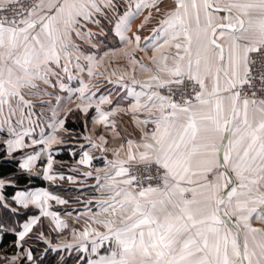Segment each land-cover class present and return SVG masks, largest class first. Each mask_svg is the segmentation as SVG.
Listing matches in <instances>:
<instances>
[{
	"label": "snow or ice",
	"instance_id": "1",
	"mask_svg": "<svg viewBox=\"0 0 264 264\" xmlns=\"http://www.w3.org/2000/svg\"><path fill=\"white\" fill-rule=\"evenodd\" d=\"M65 79L79 81L75 108L43 99ZM73 112L83 132L66 127ZM62 151L75 161L67 171ZM0 162L16 165L0 172V244L15 237L0 264H43L49 252L54 264H264V0H0ZM33 177L80 185V207L51 211L69 199L20 188Z\"/></svg>",
	"mask_w": 264,
	"mask_h": 264
},
{
	"label": "crops",
	"instance_id": "2",
	"mask_svg": "<svg viewBox=\"0 0 264 264\" xmlns=\"http://www.w3.org/2000/svg\"><path fill=\"white\" fill-rule=\"evenodd\" d=\"M86 50H87V48H86ZM73 71V74H75V69H73L72 70ZM99 71H101V72H104V74L105 75H107V73H105V71H104V65H102L101 67H100V69H99ZM137 78L138 79H144V78H146V74L145 73H138L137 74ZM84 79L86 80V82H88V80H87V77H86V75L84 76ZM66 84H67V88L66 89H64V90H60L58 87L56 88V89H52V88H48V91L49 92H52L53 93V95L51 96V97H43V99L44 100H49L50 101V103H51V106H53V107H55L56 106V103H57V101H56V99H55V97L56 96H60L61 97V103L62 104H66V107H69V108H72V106H73V104H77V103H79V101L75 98V94H71L72 95V101L69 103V102H67V97L70 95V93L68 92V89H76V88H78L79 87V81H73V80H67V79H65V81H64ZM91 82V81H90ZM90 84H97V81L95 80V82H93V83H90ZM100 87H101V91H103L104 90V88L106 87L105 85H100ZM94 90V89H93ZM113 99L114 100H116V99H118V97H116L115 95L113 96ZM37 100V102H35V104L36 105H38L39 103H38V101H40V99H36ZM73 102V103H72ZM40 104H41V101H40ZM126 106V105H125ZM104 107H108V106H104ZM63 115V114H62ZM61 115V116H62ZM89 115H91V113L89 114ZM82 116V115H81ZM83 117V116H82ZM49 120L50 119H52V117H51V115H50V118H48ZM115 119H117V121L119 122V127H118V131H120L121 132V135L123 136V137H129V136H131V138H135V136H136V133H138L139 132V128H138V126L133 122V121H131V119H130V116L129 115H123V114H118L116 117H115ZM81 121H82V119H81ZM92 128H94V129H96V130H98V131H104L105 132V135H106V137L108 138V143L110 144V145H113V146H115V145H118L119 143H121L122 141L121 140H113L112 139V133L110 132V131H105L103 128H102V126H99V125H90ZM133 129H136V132H133ZM84 131V129H81L80 130V132H83ZM34 135H36L35 133H34ZM36 136H38V135H36ZM54 148H55V146H54ZM60 154H62V155H57V156H55V160L56 161H60V162H65V165H64V168L62 169V170H64V171H67V165L68 164H72V163H74L75 161L74 160H72L71 158H70V156H69V153H68V151H62ZM93 155H96V156H98L99 155V153H97V152H93ZM65 157V158H62V157ZM109 158H111V153H109ZM38 163V165H41V164H43L44 163V161H38L37 162ZM97 167H101L102 166V163L99 161V160H96V161H94L93 162ZM56 167V169H60L61 168V166L60 165H55ZM40 168L38 167V168H36L35 170H39ZM90 183H94V181H90ZM78 187H80V185H74V184H70V183H68V182H64L63 183V186L62 187H59L60 189H63L65 192L66 191H73V190H75V188H78ZM39 188H41V187H39ZM54 188L56 189V190H52L54 193H57L58 192V188L57 187H55L54 186ZM33 189H35V188H33ZM45 189H48L47 187H45ZM49 190V189H48ZM57 191V192H56ZM59 194V193H58ZM63 194V195H62ZM60 195L63 197V198H66V199H70V200H73L72 199V197L69 195V193H60ZM79 195H81L80 193H79ZM96 195H98V194H96ZM82 199H87V198H89V193H84L83 195H82V197H81ZM50 204L52 205V207L50 208V210L51 211H58V210H60L61 208H60V206L59 205H56L55 204V202L53 201V202H50ZM15 206V205H14ZM56 207H58V208H56ZM64 208L66 207V206H63ZM54 210H53V209ZM60 208V209H59ZM70 210V209H69ZM50 219V218H49Z\"/></svg>",
	"mask_w": 264,
	"mask_h": 264
},
{
	"label": "rangeland",
	"instance_id": "3",
	"mask_svg": "<svg viewBox=\"0 0 264 264\" xmlns=\"http://www.w3.org/2000/svg\"><path fill=\"white\" fill-rule=\"evenodd\" d=\"M144 15H147V12H145L143 15H141V16H139V17H137L135 20H134V22H133V24H132V30L133 31H135V29H136V26L140 23V21L141 20H143V18H144ZM155 24V21H151L150 22V25H154ZM89 27H91L92 28V31L93 32H99V29H97V28H95V27H93V26H91V25H89ZM150 33V27H146L145 28V30H144V35H148ZM121 45L117 42V41H112V40H109V41H106L105 42V44H104V48L105 49H112V48H119ZM151 53H149V55H150ZM109 59H114V58H106L105 59V62H104V70H105V68H107L108 67V62H109ZM124 64H125V62L123 61V60H121V67H123L124 66ZM105 73H107V72H105ZM73 81H78V80H75V79H73ZM89 83H93V82H95V80H91V82L90 81H88ZM41 101V100H40ZM40 101H38V105H36L35 104V102H37V100L36 99H33V104L35 105V111H36V113H37V116H39V113H40V111H41V109H42V104H40ZM73 103V102H72ZM43 108L45 109V112H44V116L41 118L42 120H49L48 118H50V115H51V112L50 111H47L46 109L48 108V105H43ZM72 108H75V104H73V106H72ZM63 113H61V115H62ZM52 117V116H51ZM79 119V120H81L82 119V121L85 119V117L83 116H81V114L79 113V112H73L71 115H69V117H68V120H73V119ZM42 127H44L45 128V132H48V131H50L49 129H47V127H46V125H43L42 124ZM38 133H39V129H36V132H35V134L36 135H38ZM65 140H67L68 139V137H65L64 138ZM55 147H59V146H55ZM25 151H32V149H25ZM19 154V153H18ZM59 155H62V154H59ZM46 158V157H45ZM41 161H44V160H41ZM58 165H60V163H57ZM56 164V165H57ZM71 164V163H70ZM42 165V164H41ZM65 165V164H64ZM61 166V165H60ZM56 167V166H55ZM36 171H40V169L39 170H36ZM41 179V178H40ZM46 182V181H45ZM47 183V188L50 190V191H52V190H56L55 188H50L49 187V182H46ZM76 189V188H75ZM58 190V192L57 193H69V195L72 197V199L73 198H75L77 195H79V193L78 192H76L75 190H73V191H64L63 189H60V188H58L57 189ZM63 195V194H62ZM69 199V198H68ZM69 201H70V203H69V205H67L66 207L68 208V209H73V208H77V207H80V206H78V205H76V204H74V203H71V201L72 200H70L69 199ZM18 207V206H17ZM56 208H58V207H56ZM61 208V209H60ZM60 210H58V211H60V212H62L63 211V209H64V207L63 206H60ZM53 209V208H52ZM54 210V209H53ZM21 213H25V216H24V219L26 220V218L30 215V212H21ZM62 219H67V222L69 223V225L70 226H72L73 225V220L71 219V218H66V217H64L63 215H62V217H61ZM43 220H44V223H45V225H47V223L49 222V218H42ZM25 220L24 221H22L21 223H23V222H25ZM77 227H82V224L81 225H77ZM45 231H47V228H45ZM31 235V234H30ZM63 235H68V233L67 232H65ZM50 238H53L54 240H55V242H58L59 241V237H57L56 236V234L55 233H53L52 234V236L50 237ZM27 239V238H26ZM35 247V252H37L36 251V249H38V248H41V245L40 244H33V248ZM44 247H45V245H43L42 246V251L41 252H43V249H44ZM101 252L103 253V249L101 250ZM35 254V253H34ZM75 257V254H73V258ZM69 264H72V262L70 261V263Z\"/></svg>",
	"mask_w": 264,
	"mask_h": 264
},
{
	"label": "trees",
	"instance_id": "4",
	"mask_svg": "<svg viewBox=\"0 0 264 264\" xmlns=\"http://www.w3.org/2000/svg\"><path fill=\"white\" fill-rule=\"evenodd\" d=\"M66 127L69 129H72L74 131H80L81 129H83V124H82L81 120L75 118L73 120H68ZM62 158H65V157L63 156ZM15 168H16V165L14 163L0 162V172L11 173L15 170ZM29 186L32 188H39V187L45 188L47 186V183L45 181H43L42 179L37 178V177H33L30 184L25 180H21V182H20V188L21 189H24V188L29 187ZM52 188H54V186ZM12 192H13V189L9 188L8 193L11 194ZM24 216H25V213H20V215H19L20 223L25 220ZM14 239H15V237L13 235L4 236L3 242H2V244H0V248H4V249L11 251L12 241ZM38 244L41 245V248L36 249L37 252L34 251L35 247L33 248V251H34L36 256H40L42 254V252H41L42 246L44 245L42 243H38ZM55 255L56 254L49 252L47 259L43 260V264H54L53 258L55 257Z\"/></svg>",
	"mask_w": 264,
	"mask_h": 264
},
{
	"label": "built area",
	"instance_id": "5",
	"mask_svg": "<svg viewBox=\"0 0 264 264\" xmlns=\"http://www.w3.org/2000/svg\"><path fill=\"white\" fill-rule=\"evenodd\" d=\"M142 168H143V166H140V165H134V166H133V173H134V174H138V175H147L148 173L142 171ZM150 172H151L152 174H155V166H153V167L150 169Z\"/></svg>",
	"mask_w": 264,
	"mask_h": 264
}]
</instances>
